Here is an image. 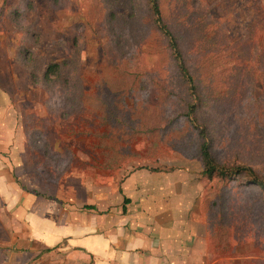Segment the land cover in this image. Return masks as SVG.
Instances as JSON below:
<instances>
[{
    "label": "rangeland",
    "instance_id": "obj_1",
    "mask_svg": "<svg viewBox=\"0 0 264 264\" xmlns=\"http://www.w3.org/2000/svg\"><path fill=\"white\" fill-rule=\"evenodd\" d=\"M159 1L197 97L150 0H0L3 179L190 183L209 235L197 262L264 264V189L209 178L201 155L206 140L264 179V0Z\"/></svg>",
    "mask_w": 264,
    "mask_h": 264
},
{
    "label": "crops",
    "instance_id": "obj_2",
    "mask_svg": "<svg viewBox=\"0 0 264 264\" xmlns=\"http://www.w3.org/2000/svg\"><path fill=\"white\" fill-rule=\"evenodd\" d=\"M4 171L0 165V264H207L197 262L209 235L190 183L43 189L6 183Z\"/></svg>",
    "mask_w": 264,
    "mask_h": 264
},
{
    "label": "trees",
    "instance_id": "obj_3",
    "mask_svg": "<svg viewBox=\"0 0 264 264\" xmlns=\"http://www.w3.org/2000/svg\"><path fill=\"white\" fill-rule=\"evenodd\" d=\"M151 1V9L154 16L155 23L158 29L167 37L169 42V47L172 50L173 56L175 58L178 70L183 77L185 83L189 86V90L191 91L194 97H197L198 94V85L195 81V78L192 74V70L188 64L187 58L185 56V52L181 48L180 41L176 36L174 30L171 25L167 23L164 19L163 12L161 9V4L159 0H150ZM62 66L61 60H55L51 62L46 71V76L50 73L57 72ZM194 105H191L192 112ZM202 135L205 137V131L202 130ZM201 155L203 158V162L205 165V174L209 178H213L216 175L221 176L225 179H233L236 176H246L252 182V184H257L259 187L264 189V179H262L259 175H257L251 168L246 166H237L234 168L221 166L216 163L214 157L211 152L210 142L204 141L201 145Z\"/></svg>",
    "mask_w": 264,
    "mask_h": 264
}]
</instances>
